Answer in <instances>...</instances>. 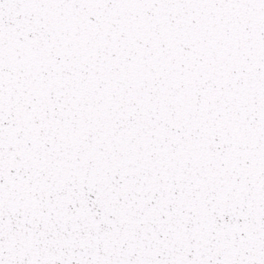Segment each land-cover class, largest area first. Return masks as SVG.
<instances>
[{
	"label": "snow or ice",
	"instance_id": "snow-or-ice-1",
	"mask_svg": "<svg viewBox=\"0 0 264 264\" xmlns=\"http://www.w3.org/2000/svg\"><path fill=\"white\" fill-rule=\"evenodd\" d=\"M0 264H264V0H0Z\"/></svg>",
	"mask_w": 264,
	"mask_h": 264
}]
</instances>
